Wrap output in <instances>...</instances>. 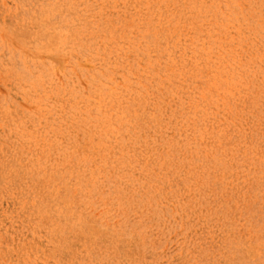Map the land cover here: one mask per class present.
Masks as SVG:
<instances>
[{
    "label": "rangeland",
    "instance_id": "obj_1",
    "mask_svg": "<svg viewBox=\"0 0 264 264\" xmlns=\"http://www.w3.org/2000/svg\"><path fill=\"white\" fill-rule=\"evenodd\" d=\"M0 264H264V0H0Z\"/></svg>",
    "mask_w": 264,
    "mask_h": 264
}]
</instances>
